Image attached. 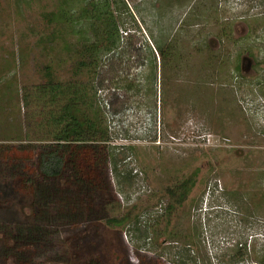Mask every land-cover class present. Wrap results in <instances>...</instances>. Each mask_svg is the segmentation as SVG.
I'll list each match as a JSON object with an SVG mask.
<instances>
[{"label":"rangeland","instance_id":"1","mask_svg":"<svg viewBox=\"0 0 264 264\" xmlns=\"http://www.w3.org/2000/svg\"><path fill=\"white\" fill-rule=\"evenodd\" d=\"M91 1L0 0V146L16 156L47 129L44 66L70 81L77 52L100 29ZM124 1L138 28H120L92 77L109 131L111 196L98 210L109 216L135 205L137 222L88 237L105 253L116 237L132 264H264V0ZM152 36L169 44L165 65ZM6 159L0 183L10 177ZM189 177L168 223L165 189ZM12 178L14 196L0 201L2 264H18L5 253L6 230L32 218L31 199ZM65 246L48 235L28 264H66Z\"/></svg>","mask_w":264,"mask_h":264},{"label":"trees","instance_id":"2","mask_svg":"<svg viewBox=\"0 0 264 264\" xmlns=\"http://www.w3.org/2000/svg\"><path fill=\"white\" fill-rule=\"evenodd\" d=\"M90 5L94 11L90 17L97 20L100 29L77 52L78 58L72 66L74 77L63 84L55 79L50 65L44 66L46 78L39 88L43 89L41 95L46 97V109L40 112L42 118H46V131L37 139L38 142L19 145L20 156H16V150L13 153L10 146H0V158L8 157L5 166L10 174L0 183V201L6 202L14 196L12 177H16L20 184L19 191L31 199V220L26 224L11 223L12 228L5 232L8 235L13 233L12 246L5 253L12 252L18 264L30 263L31 251L48 235L55 236L64 245L70 244V248H63L60 259L66 264H132L117 244L116 237L109 253H105L91 241L88 232H100L102 226L113 229L132 223L136 225L137 222L135 205L109 216H102L98 210L101 206H108V197L111 196L106 143L109 131L93 102L92 77L96 73L100 53L106 55L118 46L120 28L125 31L132 26L138 27L124 0L112 3L111 0H94ZM116 10L120 14L119 20L114 15ZM45 15L50 21L55 19L52 12ZM152 38L162 65H165L169 44L164 47V40ZM148 53L149 60L155 61L149 47ZM80 74H84L87 80H81ZM131 85L124 86L129 88ZM24 163L28 165L24 166ZM190 178L165 189L168 201L162 214L168 223L177 206L188 197ZM65 228L67 232L61 233ZM246 252V248L238 251L237 259L243 258ZM2 262L0 260V264Z\"/></svg>","mask_w":264,"mask_h":264}]
</instances>
